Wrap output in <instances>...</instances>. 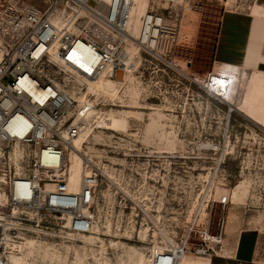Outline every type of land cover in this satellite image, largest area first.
Instances as JSON below:
<instances>
[{"label": "built area", "instance_id": "2783aa9c", "mask_svg": "<svg viewBox=\"0 0 264 264\" xmlns=\"http://www.w3.org/2000/svg\"><path fill=\"white\" fill-rule=\"evenodd\" d=\"M206 1L149 0L135 34L133 0H0V264H11L26 238L73 243L93 234L107 177L81 154L79 192H68L70 153L86 132L106 131L105 111L125 101L97 98L90 85L112 81L122 96L132 79L147 101L159 100L166 84L173 98L195 87L210 101L225 100L230 80L196 73L178 57L184 17ZM140 214L150 216L133 212L132 221ZM226 227L220 219L213 234L206 213L190 218L176 243L163 242L161 264L221 257Z\"/></svg>", "mask_w": 264, "mask_h": 264}, {"label": "rangeland", "instance_id": "374dc122", "mask_svg": "<svg viewBox=\"0 0 264 264\" xmlns=\"http://www.w3.org/2000/svg\"><path fill=\"white\" fill-rule=\"evenodd\" d=\"M16 1L43 6L42 0ZM148 1L142 0L141 13ZM198 5L186 17L196 27L195 36L183 43L178 57L191 61L192 71L208 73L225 10L250 14L251 9L264 7V0H230L228 6L209 0ZM135 7L140 15L139 0ZM229 72L233 78L229 98L222 103L208 100L195 87L173 98L168 84L157 90L159 100L147 101L141 88L129 86L124 104L107 111L130 110L128 106L134 105L130 91L138 89L144 121H129L128 132L100 131L87 146L102 171L107 166L113 172L99 188L96 224L93 234L86 237L92 241L31 237L18 244L21 255L30 264H135L141 256L144 264H157V247L176 243L189 219L206 213L213 234L220 219L227 221L221 257L211 262L187 257L210 264H241L231 253L239 235L251 230L264 233V128L230 110L229 104L241 102L250 74ZM116 79H122L121 72ZM141 211L150 216L140 214L132 221L131 213Z\"/></svg>", "mask_w": 264, "mask_h": 264}, {"label": "crops", "instance_id": "0c3cea01", "mask_svg": "<svg viewBox=\"0 0 264 264\" xmlns=\"http://www.w3.org/2000/svg\"><path fill=\"white\" fill-rule=\"evenodd\" d=\"M259 7L261 9L258 11L251 9L250 14L228 8L225 10L221 17L213 51L212 71L214 74L223 75L230 81L233 79L229 72L231 70L264 76V7ZM186 17L187 14L181 29L180 40L183 43L188 42L196 33V27L190 26ZM245 94L246 90L238 105L229 104L228 106L230 110L233 109L256 123L254 114L242 113L236 109L243 104ZM254 99H257L259 103L255 107L263 110L264 91L256 92ZM261 246L264 248V233L258 230L245 231L239 235L234 245L231 252L233 259L241 264H255L258 259L264 260V249L261 250Z\"/></svg>", "mask_w": 264, "mask_h": 264}, {"label": "bare ground", "instance_id": "6f19581e", "mask_svg": "<svg viewBox=\"0 0 264 264\" xmlns=\"http://www.w3.org/2000/svg\"><path fill=\"white\" fill-rule=\"evenodd\" d=\"M133 1L135 3V0ZM229 2L230 0L228 1L227 5H229ZM141 6H142V0H139V7H138L139 12H140ZM147 6H148V3H147ZM147 6L146 8L143 9L142 13L140 12L141 13L140 15L137 13V7H135V10L133 12V25H134L133 31L135 34L138 32L140 18L145 15L147 11ZM218 79L223 80V82H226L229 80L225 76H219ZM245 80H247V86H246L247 88H246V94L244 97V102L242 105H240L236 109L242 113L252 114V115L254 114L253 116L255 117L256 123L264 128V109L260 110L257 107H255V105H259V103L257 99H254V95L256 92L264 91V76L250 75L248 76V79H245ZM129 82H130L129 83L130 86H132V83L134 82V80L130 79ZM90 91L93 92L97 98H99L100 96L109 97L111 99H114V98L123 99L124 98L123 95L119 96V94H117L114 88V83L112 81H100V82L94 83L90 85ZM137 91L141 94V92L138 89ZM137 91L135 90H132V92L130 91V98L132 100L134 99V102H133L134 105L128 106L130 110H124V111H115V110L107 111L106 110L107 112L105 111L104 119L106 122V128H104V130L112 131V132H119V131L128 132L127 130L129 126V121L131 120H136L140 122L144 121V115L143 113L139 111L145 108L141 106L137 101L140 98V95L138 94ZM214 91H216V93L222 92L221 90H215V89L213 90V92ZM124 95L126 94L124 93ZM227 96H228V93L225 96V99H227ZM231 110L233 111V109ZM98 133H100V131H98L97 133L90 132V131L86 132L79 139L75 141L74 148L71 149L70 179H69V185L67 189L68 192L70 193L76 194L79 192L81 181H82L83 174H84L83 167H82V162H83L82 156L86 155L90 159L93 158V156H91V154L87 152L89 149L87 146H90V138L93 137L94 139H96V135ZM110 138L111 136H108V139ZM90 149L92 150V148ZM169 149L172 150L173 147H170ZM99 166H101V163H99ZM103 171H104L103 174L105 176L113 177V172L110 171L109 167L104 166ZM235 196H236V191H234L233 198ZM83 237L86 238L87 236H83ZM86 239H88V241L90 242L92 241V238L88 237ZM159 248L157 247L156 258H155V262H157V264H161L160 258L162 257V253H163V249L161 248L162 249L161 250ZM153 249L155 250V246ZM206 259H209V258H206ZM10 260L13 262V264H30L28 260L26 259V257L21 255L19 246L16 247V252L13 253ZM135 264H144L143 256H141ZM178 264H210V263L207 261L191 260L190 258L186 256V257H183Z\"/></svg>", "mask_w": 264, "mask_h": 264}]
</instances>
